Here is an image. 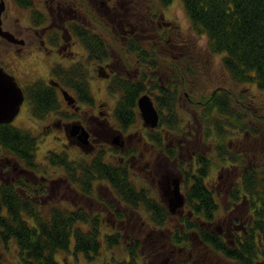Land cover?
<instances>
[{"label":"flooded vegetation","instance_id":"af4514ba","mask_svg":"<svg viewBox=\"0 0 264 264\" xmlns=\"http://www.w3.org/2000/svg\"><path fill=\"white\" fill-rule=\"evenodd\" d=\"M35 2L33 0L26 8L20 6L27 10L25 22L16 19L11 26H5L2 13V29L11 35L10 38L0 37V66L14 76L21 87L30 116L47 122L42 127L51 129L48 133H54L51 139L56 145L43 153L44 164L36 176L31 169L26 171L16 165L17 168L10 161L2 164L4 157L1 156L0 180H24V176L32 172L35 181H56V184L58 181L56 192L62 194L65 193L60 192L61 181H145L147 185L155 183L158 198L167 208L165 202L174 186L173 181H179L183 193L181 188L185 181L191 180L182 167L189 161L196 165L197 154L204 151V148L201 151L202 143L210 139L206 137L200 116L193 113V123L189 122L186 127L184 122L178 121L177 113V116H170L164 106H158V99L165 103L164 91L165 99L171 91L176 92V112L182 106L179 87L185 85L184 75L172 77L164 62L170 64L169 68L175 70L177 65L183 70L187 56L189 58L180 28L175 29L177 25L173 19H166L164 15L169 3L159 0H42L41 8L35 9ZM166 22L171 24L166 25ZM107 24L112 32H105ZM153 35L160 37V42L154 41ZM155 44L161 46L160 51ZM169 52L175 55L167 54ZM40 69L46 72L45 76L32 77ZM18 77L26 79L23 85ZM216 87L208 97L216 93ZM145 94L158 113L154 127L144 123L138 106V99ZM32 103L37 106V117L31 111ZM213 120L210 119V133L213 134L210 140L215 141ZM49 152L55 157H66L69 163L51 164L47 161ZM228 179L226 174L218 186L206 181L207 185L216 186V198L219 186ZM63 185H66L65 191L73 193L69 184ZM229 187L226 186L223 195H227ZM94 190L114 203L108 186L97 183ZM183 195V207L174 213L167 208L170 215L184 216L186 196ZM76 196L81 199L78 203L84 204L87 200L85 195ZM104 206L99 207L104 209ZM223 207L226 210L224 203ZM104 212L108 221L113 218L110 212ZM123 213L125 227L120 221H110L112 228L119 232L126 229L124 232L128 233L134 225L131 216L138 222L142 214L131 208L124 209ZM186 214L191 215L189 211ZM243 215L241 206H237L226 219L217 216V222L224 219L220 224L214 221L208 227L230 235L236 219H240L236 230H241ZM149 237L152 242L156 241L152 235Z\"/></svg>","mask_w":264,"mask_h":264},{"label":"trees","instance_id":"16d2710c","mask_svg":"<svg viewBox=\"0 0 264 264\" xmlns=\"http://www.w3.org/2000/svg\"><path fill=\"white\" fill-rule=\"evenodd\" d=\"M14 1L25 8L33 4V0ZM181 2L191 32L206 37L207 51L220 56L232 82L255 84L264 89V0ZM175 95L171 91L165 99L164 91L165 103L161 99L157 101L170 116H177ZM213 96L205 99L206 107L199 116L210 139L213 137L210 119L214 118L216 140L202 143L201 151L202 148L204 151L197 154L196 165L189 161L182 167L191 180L185 181V196L192 215L178 217V224L169 227L168 253L162 264H200V261L205 264V259L212 264L264 263V149L254 153L249 146L257 144L262 137L251 119L247 120L248 113L255 115L256 111L239 107L240 103L234 101L226 87L217 86ZM31 111L39 116L34 104ZM233 134L238 135L229 138ZM210 147L215 156H209ZM37 149V138L29 129L12 122L0 124V157L5 159L4 153H8L15 166L31 169L36 176L42 169L36 159ZM215 160L222 166L228 163L226 169L231 170L232 184L225 208L232 211L241 206L244 212L241 230H236L240 225V219H236L230 235L208 227L214 221L217 223L218 213L224 208L222 200L216 198V186L206 183ZM47 161L69 163L66 157H55L51 152ZM33 173L25 175L24 180L0 181V250L7 259L13 257V264H67L56 258L61 252L75 257L81 254L96 264H151L155 245L152 239L142 232L139 235L112 228L104 210L112 214L110 220L122 222L123 227L126 208L143 213L140 215L144 226L149 224L158 229L172 224L176 217L168 213L151 187L143 185L145 181L137 185L135 181H61L69 184L74 193L72 198L64 199L65 194L52 195V181H35ZM97 183L109 187L114 203L94 190ZM76 195H85L84 199L90 198L93 205L78 203ZM101 205L106 206L103 209ZM113 251L118 256L112 255Z\"/></svg>","mask_w":264,"mask_h":264},{"label":"rangeland","instance_id":"374dc122","mask_svg":"<svg viewBox=\"0 0 264 264\" xmlns=\"http://www.w3.org/2000/svg\"><path fill=\"white\" fill-rule=\"evenodd\" d=\"M4 1L6 3V6H5L6 10L3 11L4 12L3 13V18H4L3 24L5 26H11L16 21V19L17 20L19 19L25 22L24 18H26L27 16V12H26L27 10L25 11L24 8H21L20 6H18L14 2V0H4ZM41 1L42 0H36L35 9L41 8L40 6ZM164 11H165L164 15L166 19H169V20L173 19V21L177 25V28L175 29L180 28L182 35L187 42L186 50L188 52L186 54L189 55V58L188 56L186 58L185 67L183 70L179 69L177 65L175 67V70L173 68H169L170 64L164 62L165 64L169 65V66L165 65V67H167L168 72H170V75L172 77L178 76V75H184L185 85H182L181 87H179L180 89L179 96L181 98L180 101H181L182 106H179V109L176 112L177 115L179 116L178 121L184 122L186 127L188 126L189 122L193 123V113L198 116L200 114L202 115L203 110L206 107L205 99L209 96L211 91L216 86L226 87V89L233 96L232 98H234V101H238V103H240L238 105L239 107L244 106L245 110L249 107L251 108V110L254 109L256 111L255 115L248 113L247 120L249 121V119H251L250 122L253 125L257 126V129L260 131L259 135L262 137V140H259L257 144H250L249 146L254 151V153L258 151L257 149L263 150L264 149V89L258 88L255 84L243 83L239 85V84L232 82L228 73L225 71L221 63L220 56L212 55L207 51L206 44H205V41H206L205 36L203 35L196 36L191 32V29L189 26V20L185 14L181 0H171L169 5L165 7ZM170 24L171 22H166V25H170ZM106 29H107L105 31L106 33L112 32L111 27L108 24L106 25ZM153 39L154 41L160 42V37L156 38L153 35ZM155 45H156V50L160 51L161 46L157 44ZM170 51L172 50L170 49ZM167 54L175 55L173 52H169ZM168 72H166L167 75H168ZM45 74L46 72H44L43 69H40L38 73H35V75H32V77L36 75L45 76ZM171 76L169 77L172 78ZM32 77H29V79H31ZM18 79L22 85L26 81V79L22 80L19 77ZM189 84H193L195 86L191 88V87H188ZM244 109H241V110L245 111ZM12 124L18 127L29 129L35 136H37L38 149L36 152V159L38 163L44 164V161H42L43 153L46 152V150L49 149L50 146L53 147L56 145V142H54V140L51 139V138H54L53 136L54 133L53 132L48 133V131H51V129L47 130V128L42 127L45 124H47V122L45 120L42 121V120H37V119L32 118L30 116L28 102L27 100H25L21 105L19 113L12 121ZM45 130H47V132ZM236 135L238 134H233L232 136H229V138L235 139ZM257 137H259L258 134H257ZM61 141H64V139H61ZM210 150H212V147L209 148V151ZM210 154H211L209 155L210 157L212 155L215 156V154H212V152ZM4 155L7 157V159H4V161H2V164L7 163L8 161L12 162V158L10 155H8V153H4ZM228 166H229L228 163L225 164V166H222L218 160L217 161L215 160L209 172V176L211 177L206 179V181H209V183L211 182L212 184H216V186H218V182H220V180L224 178L226 174L228 175L229 177L228 181H223V185L219 186V189H218V199L222 200L221 202H223L224 204L227 201V195L226 194L223 195V191L227 185L230 186L229 184L232 180V176H230L231 170L226 169V167ZM10 168L12 169V166ZM4 170H6V168H4ZM8 170L10 171V169ZM6 172L7 171H5V173ZM219 176L221 177L220 180L218 179ZM135 182L143 183V181H135ZM51 183H52L51 192L53 195L56 192V190H59L57 186L60 183L57 182L56 184L55 181H52ZM63 184L64 183L62 182L60 185L61 186L60 192L65 193V195H63V198L64 199L72 198L74 194L70 192L71 190L65 191L64 187H66V185H63ZM225 184L226 186H224ZM145 186L147 188L151 187L153 189V193L159 196L158 192L156 191V188H154L156 186L155 183H152V185H150L149 183V185L146 184ZM186 186H187L186 183H184V187L181 188L183 193H185ZM59 194H62V193H58V195ZM78 198H75V200L81 201V199H78ZM93 203L94 202L90 199H87L84 202V204L87 206H91L93 205ZM186 211H188V209L186 206H184V212H185L184 215H186ZM229 213L230 211L227 212V209L224 210L221 208L218 213V217L223 216V218L226 219V215ZM128 214L130 216L131 212L129 211ZM141 214L143 215V213ZM173 216H176V215H173ZM131 217H132V220L134 221V225L132 226L133 229L130 226L131 228L130 233H133V234L137 233L140 235V233L142 232L143 234L148 235L147 237L149 240H150L149 235H152L153 238H156V241L151 242L155 245L153 246L154 253H151L150 255L151 260L149 263L151 264H159L158 262H160L161 264L164 263L165 256L168 253V251H166L168 249L166 241H168V237H169V234H168L169 227L173 226V224L175 223L178 224L177 219L179 218L176 216L172 224L169 223L170 225H166L163 229H158V228H153L151 225L147 223H146L147 225L144 226L143 224H141V219H139L137 222L135 221L133 216ZM224 219L218 221L217 223L220 224V222L223 221ZM109 223H111L110 219H109ZM126 226L129 227V225H126ZM140 226L143 228H140ZM111 254L114 256H118L115 251H113ZM56 258L60 259L61 261H66L65 263L67 264H96L95 262H92L86 259L81 254H78V256L75 257L72 254H64V252H61L58 255H56ZM11 259L14 260L12 256H9V259H7L6 256H3V253L0 250V263L1 264H13L11 262ZM208 261L205 259L203 260V263L212 264L211 260H208ZM200 264H202L201 261H200ZM260 264H264V263H260Z\"/></svg>","mask_w":264,"mask_h":264},{"label":"water","instance_id":"95a60500","mask_svg":"<svg viewBox=\"0 0 264 264\" xmlns=\"http://www.w3.org/2000/svg\"><path fill=\"white\" fill-rule=\"evenodd\" d=\"M5 10V1L0 0V37L10 38L11 35L2 29V13ZM24 94L21 87L16 82L14 76L6 72L0 66V124L11 123L20 111ZM138 106L144 123L151 127L156 126L158 122V113L151 98L143 95L138 99ZM173 188L168 194V200L165 202L171 213L183 207L184 195L180 191L179 181H173Z\"/></svg>","mask_w":264,"mask_h":264},{"label":"bare ground","instance_id":"6f19581e","mask_svg":"<svg viewBox=\"0 0 264 264\" xmlns=\"http://www.w3.org/2000/svg\"><path fill=\"white\" fill-rule=\"evenodd\" d=\"M206 38V37H205Z\"/></svg>","mask_w":264,"mask_h":264}]
</instances>
